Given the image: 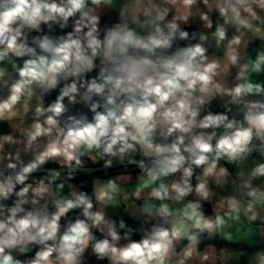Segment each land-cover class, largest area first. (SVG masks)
I'll use <instances>...</instances> for the list:
<instances>
[{
    "label": "clouds",
    "instance_id": "obj_1",
    "mask_svg": "<svg viewBox=\"0 0 264 264\" xmlns=\"http://www.w3.org/2000/svg\"><path fill=\"white\" fill-rule=\"evenodd\" d=\"M0 264H264V0H0Z\"/></svg>",
    "mask_w": 264,
    "mask_h": 264
}]
</instances>
